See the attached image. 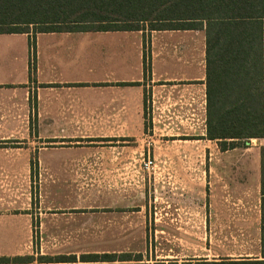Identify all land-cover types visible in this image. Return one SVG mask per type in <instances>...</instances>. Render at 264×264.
Segmentation results:
<instances>
[{
  "label": "crops",
  "instance_id": "0c3cea01",
  "mask_svg": "<svg viewBox=\"0 0 264 264\" xmlns=\"http://www.w3.org/2000/svg\"><path fill=\"white\" fill-rule=\"evenodd\" d=\"M153 32L172 34L182 31ZM100 33L127 38L113 41L110 44L111 49L107 47L109 51L100 49L101 55L95 52L97 56L92 57L90 52L88 74L76 66L75 61L72 62V58L68 56L71 54H68L70 61L64 73L58 77L48 75L47 65L38 57L36 74L31 75L32 51L27 34H0V176L18 175V129L29 128L33 124L31 99L33 100L36 91L41 101L40 116L43 127L108 129L101 134L82 131L80 137H49L53 140L49 144L58 143L54 140H67L70 144H76L45 148V152L49 154L66 152L65 156L71 157L68 162L59 159L49 163L46 171L49 174L51 172V175L144 176L145 173L140 168L130 169L119 165L129 159L131 153L144 156L145 139L140 136L144 121L131 119V112L137 107L139 112L142 111L144 89L150 87V83L153 85L155 106L159 105L156 109L160 112V120L155 116L154 124L158 122L159 128L167 127L165 123H161V114L165 112L164 103H174L175 106L181 103L174 111L182 110L179 113L187 115L189 110H184L185 105L195 113V119L189 128H177V131L186 132L187 134L182 135L192 136L194 139L191 140H207L206 70L195 67L191 58L175 57L170 50L160 48L159 52L154 50L152 77L145 81L143 43L141 40L137 42L128 39L131 34L138 35L141 31ZM43 34L55 36L58 33ZM43 34H39L37 38ZM48 60L50 67L59 69L57 63L62 61V56L54 59L49 57ZM178 95L183 100H177ZM53 110L59 113L56 119L49 118V112ZM131 128H138L137 134L130 132ZM176 136H180V133H176ZM130 138H137L136 150L131 151ZM88 139L89 141H84ZM102 142L108 145H102ZM252 142H255L256 147L264 148V137L253 139L250 143ZM52 151L54 153H50ZM89 158H107L109 165L85 167ZM77 161L82 166H73ZM177 172L181 173L174 174L170 184L186 186L189 190L185 193H174L175 205L178 207L176 211L183 210L185 213L176 214L169 219L172 262L185 264L198 261L264 260V167L203 169L197 174L198 179L188 178L187 173H182L184 170ZM140 182L145 183L144 177L137 180V183ZM63 193H60L59 200L64 199L70 206L65 207L64 211H91L101 208L114 210L124 206L119 204L120 199L124 200V196L129 198L132 194L129 190L97 193L102 194L97 197L91 190H67ZM109 214L116 216L113 211ZM145 224L146 221L137 224L132 221L118 222L113 218L107 224L105 238L135 239L134 229L139 230V226L145 228Z\"/></svg>",
  "mask_w": 264,
  "mask_h": 264
},
{
  "label": "rangeland",
  "instance_id": "374dc122",
  "mask_svg": "<svg viewBox=\"0 0 264 264\" xmlns=\"http://www.w3.org/2000/svg\"><path fill=\"white\" fill-rule=\"evenodd\" d=\"M25 2L26 0H0V10L3 11L1 15L6 14L7 11H13V16L16 17L18 7L23 6ZM26 15H28L27 17L34 16L29 13ZM148 27L145 25L141 34H131L128 37L132 41L139 42L141 40L143 43L145 81L152 77L154 50L159 52L160 48L170 50L175 57L191 58L195 67L203 71L206 70L204 31L159 34L150 31ZM30 29L35 31L37 28ZM126 38L100 32L69 33L68 35L58 33L55 36L43 34L36 41L37 55L34 76L37 57L47 65L48 75L58 77L59 74L64 73L66 65L70 61V58L67 57L68 54H71L68 55L72 58L71 61H75V65L88 74L91 55H93L92 57L97 56L95 52H99L101 55L102 50L99 51L100 49H111L110 44L113 41ZM28 41L30 45V39ZM90 52H92L91 55ZM60 56H62V61L57 63L59 69L50 67L48 58L54 59ZM32 57L33 54H31V59H33ZM149 85L150 87L144 89L142 111L139 112L137 107L131 112V119L141 121L143 119L144 121V128H140L141 139H145L144 156L131 153V157L119 165L130 169L140 168L144 171V176L131 174L128 176L66 177L51 175V172L49 174L46 171L49 163L52 164L59 159L68 162L71 157L65 156L66 152H57L56 155L49 154L45 152L46 149L49 146L60 148L76 145L68 143L67 140H54L58 143L49 144V141H53L49 137H80L82 131L101 134L107 132L108 129L43 127L40 116L41 101L38 99L37 91L35 92L33 100L31 99L33 124L29 128L20 127L18 129V175L0 176V258L13 259L29 255L35 258H38L39 255L53 257L76 255L80 258L82 255L104 253L130 254L134 258L140 254L143 260L138 262H78L76 264H174L170 258L169 219L176 214L185 213L183 210L176 211L178 207L175 205L176 196L174 193H185L189 190V187L186 186L170 184L169 181L175 176L174 174L184 170L185 172L182 173H187L188 178L198 179L197 174L203 169L264 167V148L256 147L255 142L250 143L248 147L224 153L216 142L191 140L194 139L192 136H183L182 134L187 133L177 131V128H189L192 125V120L195 119V113L185 105H183L184 110H189L187 115L180 114L179 112L182 110L176 111V113L174 109L179 108L181 103L177 104L179 107L173 105L174 103L163 104L165 112L161 114L163 118L161 123H165L167 127L162 125L163 127L159 128L158 122L156 125L154 124L155 116L160 120L158 114L160 112L156 109L159 105L155 106L153 85L152 83ZM178 98L177 100H183V98ZM171 104L172 106H169ZM57 115H59L57 110L49 112L50 119L58 118ZM129 130L136 133L138 128ZM178 132L180 136H176ZM143 133L144 135H142ZM129 140L131 151L136 150L137 138ZM84 141H89V139ZM105 144L108 145L106 142H102V145ZM50 153H54V151ZM79 161L75 162L73 166H82ZM149 161H152L153 164L147 170L145 164ZM108 165L107 158L101 160L89 158L85 167ZM143 177L145 185L143 182L137 183V180H142ZM66 180L73 182L66 183ZM113 180L118 182L113 183ZM67 190L78 192L91 190L96 197L102 195L97 193L112 190L120 192L129 190L132 194L129 198L124 196V200L120 199L119 204L124 206L114 208V210L101 208L91 211L70 209L64 211L65 207L70 206L64 199L59 200V195ZM110 211L115 212L116 216H111ZM113 218L118 222L132 221L141 224L146 221V224L145 228L139 226V230L138 228L134 229L135 239H106V227ZM161 230L164 233H161Z\"/></svg>",
  "mask_w": 264,
  "mask_h": 264
},
{
  "label": "trees",
  "instance_id": "16d2710c",
  "mask_svg": "<svg viewBox=\"0 0 264 264\" xmlns=\"http://www.w3.org/2000/svg\"><path fill=\"white\" fill-rule=\"evenodd\" d=\"M0 34H27L34 74L37 34L202 30L206 41L207 136L225 152L264 137V0H26L1 15ZM34 15L27 17L28 15ZM37 28L35 31L34 29ZM134 85V84H133ZM130 254L32 255L0 264L142 261ZM175 264V263H174ZM185 264H264V260Z\"/></svg>",
  "mask_w": 264,
  "mask_h": 264
},
{
  "label": "built area",
  "instance_id": "2783aa9c",
  "mask_svg": "<svg viewBox=\"0 0 264 264\" xmlns=\"http://www.w3.org/2000/svg\"><path fill=\"white\" fill-rule=\"evenodd\" d=\"M153 164L152 161H149L148 163L145 164V169L149 170L151 165Z\"/></svg>",
  "mask_w": 264,
  "mask_h": 264
}]
</instances>
